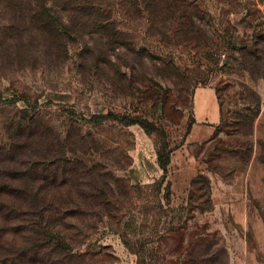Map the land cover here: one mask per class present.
<instances>
[{"label":"rangeland","instance_id":"374dc122","mask_svg":"<svg viewBox=\"0 0 264 264\" xmlns=\"http://www.w3.org/2000/svg\"><path fill=\"white\" fill-rule=\"evenodd\" d=\"M0 189V264H264V0H0Z\"/></svg>","mask_w":264,"mask_h":264},{"label":"crops","instance_id":"0c3cea01","mask_svg":"<svg viewBox=\"0 0 264 264\" xmlns=\"http://www.w3.org/2000/svg\"><path fill=\"white\" fill-rule=\"evenodd\" d=\"M193 124L187 135L191 142L207 138L221 121L220 105L211 87L196 88L192 96Z\"/></svg>","mask_w":264,"mask_h":264},{"label":"trees","instance_id":"16d2710c","mask_svg":"<svg viewBox=\"0 0 264 264\" xmlns=\"http://www.w3.org/2000/svg\"><path fill=\"white\" fill-rule=\"evenodd\" d=\"M45 9L48 10L49 8H45ZM44 28L45 29L51 28V24H49L48 20L44 22ZM111 116H113V115H111V114L94 115L91 117L90 120L93 121L94 123H99L101 121L108 119ZM120 122L123 124H126V125L136 123V121L134 119L127 118V117L121 118ZM13 191H16V190L15 189H8V190L0 189V196L1 195H10L13 193ZM16 192H18L20 195H23L21 191H16ZM32 204H34V205H31V206L35 209H38L40 207V205H36L35 203H32ZM28 206H30V205H28V204L25 205V208H28ZM23 208H24L23 205H19V206L15 207L8 202H5V201L0 202V218L2 221H8V220H12V219L22 220L21 216L28 213V212L25 213ZM41 208H43V207H41Z\"/></svg>","mask_w":264,"mask_h":264}]
</instances>
